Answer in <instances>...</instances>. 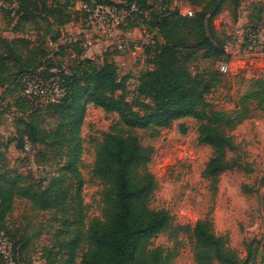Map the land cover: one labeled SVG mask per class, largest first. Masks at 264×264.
<instances>
[{
  "label": "rangeland",
  "instance_id": "obj_1",
  "mask_svg": "<svg viewBox=\"0 0 264 264\" xmlns=\"http://www.w3.org/2000/svg\"><path fill=\"white\" fill-rule=\"evenodd\" d=\"M121 2L122 0H104ZM212 0H147L144 16L134 28V39L142 49L131 53H120L108 48L93 49L89 58L100 62L107 59L117 64L119 77L124 80L126 99L137 97L140 77L156 68L155 16L164 10L179 11L182 15L201 11ZM221 12L215 17L214 25L224 44H230L232 54L219 59H205L202 52L185 62L191 75L215 72L220 79L213 83L206 102L208 110L225 112L231 119L243 109L241 98L256 90L264 80V39L262 46H250L242 39L240 31L263 19L264 0H220ZM0 0V55L6 60L0 72V172H13L28 178L31 183L46 186L63 163L61 154L48 143H36L30 125L54 131L58 117L47 111L46 103L21 98L20 91L12 84L18 69L25 61L37 69L33 76L47 67V58H61L65 63L72 61L69 52L49 45L51 38H59L66 29L65 0H45L28 16L20 20L2 9ZM131 28V26L129 27ZM150 38L146 40L144 34ZM18 42L11 50L9 41ZM62 51V52H61ZM114 53L115 55H111ZM17 57L21 61H17ZM185 58L182 57L181 60ZM230 64V72H219V64ZM40 66V67H39ZM248 115L240 124L226 128L233 139L234 150L228 157L233 167L224 171L213 182L204 177L205 168L213 156V150L199 143L200 123L192 118L174 122L169 128L136 130L135 134L145 147L154 149L152 161L147 167L156 177L158 186L149 200L155 210L168 211L173 217V226L190 228L191 232L180 231L176 238L162 233L152 241V246L172 252L171 264H196L194 260L193 228L202 220H210L213 231L223 237L227 247L234 251L240 264L248 258V246L252 244L254 260L248 264H262L264 247V105L247 103ZM118 122L116 114H106L102 109L88 104L82 127L83 153L79 170L84 180L83 197L86 205L87 222L100 218L102 212L101 192L103 185L93 175L96 143ZM184 124L186 132L180 125ZM62 153V151H61ZM53 211L40 212L26 200H17L14 212L3 222L0 233L10 239L15 251L22 246L19 263L31 264L35 258H43L47 264L48 252L58 253L55 234L61 224ZM24 246V247H23ZM4 264V260L0 261Z\"/></svg>",
  "mask_w": 264,
  "mask_h": 264
},
{
  "label": "trees",
  "instance_id": "obj_2",
  "mask_svg": "<svg viewBox=\"0 0 264 264\" xmlns=\"http://www.w3.org/2000/svg\"><path fill=\"white\" fill-rule=\"evenodd\" d=\"M6 1L18 4L13 18L21 21L27 19L40 3L46 7L45 0ZM72 1L65 0L62 5L66 15L65 25L72 22L67 8ZM122 1L136 3L139 7L135 23L131 24L133 28L143 18L147 0ZM222 7L223 1L212 0L192 16L181 15L176 10H164L155 16L156 68L140 77L137 97L131 102L126 99L124 80L120 79L115 62L105 58L99 66L100 62L96 60L82 58V50L75 47L77 67L63 77L64 98L59 103L45 105L47 111H53V115L58 117L55 130L35 127L38 119L30 125L34 141L50 144L59 151L64 162L60 163L57 173L46 186L31 183L21 174L0 172V221L3 222L14 212L17 200L28 201L36 211H53L59 215L61 227L55 234L59 252L54 254L50 250L47 256L52 264H171L174 259L172 252L153 247L152 241L162 233L176 238L180 231L192 230L174 227L173 217L168 211L150 207L149 200L158 186L156 177L147 172L154 149L143 146L135 132L166 129L176 121L192 118L200 123L199 143L213 150L204 177L217 182L224 171L233 167L228 155L235 146L226 128L243 122L248 115L246 107L250 99L264 105V80L259 81L256 90L241 98L243 109L237 112V118L231 119L225 112L208 110L206 95L213 83L219 81V75L205 72L193 76L185 66V62L191 60L196 52H202L205 59H219L227 55L224 40L214 25ZM4 11L11 16L9 11ZM59 38L51 39L56 41ZM24 41L16 39L7 43L14 50L18 42ZM60 50L66 48L61 47ZM182 57L185 59L181 60ZM17 61L21 58L17 57ZM46 61L48 66L40 72V77L44 79L52 75L56 58H47ZM5 66L6 60L0 55V72ZM37 68H32L31 63L25 61L19 67L12 87L21 94L23 78L36 74ZM88 104L106 114L118 116L117 124L104 134L101 142L96 143L93 175L103 185L102 212L100 218L89 222L83 197L84 180L79 170L83 153L82 127ZM180 129L186 132L184 124L180 125ZM192 236L196 264H240L225 239L214 233L210 220L198 222ZM17 252H22V246ZM247 252L248 258L243 264L254 260L252 244ZM2 259L0 256L1 262ZM261 261L264 264V247Z\"/></svg>",
  "mask_w": 264,
  "mask_h": 264
},
{
  "label": "built area",
  "instance_id": "obj_3",
  "mask_svg": "<svg viewBox=\"0 0 264 264\" xmlns=\"http://www.w3.org/2000/svg\"><path fill=\"white\" fill-rule=\"evenodd\" d=\"M2 9L16 16L18 4L16 2H4ZM71 13L72 22L67 24L62 31L61 37L54 41L49 40V45L60 49L65 47L72 61L65 63L61 58H56L55 68L51 70V76L44 79L27 75L22 80L21 95L31 100H39L46 104L59 103L65 96L63 87L66 75H70L77 67L74 48L82 50V58H89L93 49L100 47L116 50L120 53L134 54L142 49L141 44L134 39V28H129L135 23L136 14L140 12L136 3L107 2L104 0H74L67 7ZM187 16H192L189 12ZM240 35L252 47H260L264 39V15L263 19L255 24L246 26L240 31ZM144 38L149 40L148 33ZM224 51L227 55L232 54L230 44H225ZM219 72H230V64H219ZM0 256L4 264H20L19 253L15 251L10 239L0 233ZM32 264H46L41 258H35Z\"/></svg>",
  "mask_w": 264,
  "mask_h": 264
}]
</instances>
